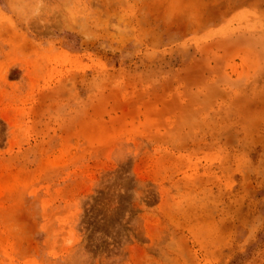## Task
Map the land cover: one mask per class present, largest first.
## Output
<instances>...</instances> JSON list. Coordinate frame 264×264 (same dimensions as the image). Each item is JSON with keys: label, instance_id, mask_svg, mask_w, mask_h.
I'll return each mask as SVG.
<instances>
[{"label": "rangeland", "instance_id": "rangeland-1", "mask_svg": "<svg viewBox=\"0 0 264 264\" xmlns=\"http://www.w3.org/2000/svg\"><path fill=\"white\" fill-rule=\"evenodd\" d=\"M0 264H264V0H0Z\"/></svg>", "mask_w": 264, "mask_h": 264}]
</instances>
